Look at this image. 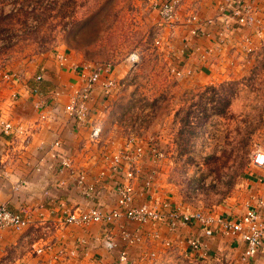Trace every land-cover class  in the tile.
Here are the masks:
<instances>
[{
  "label": "crops",
  "instance_id": "crops-1",
  "mask_svg": "<svg viewBox=\"0 0 264 264\" xmlns=\"http://www.w3.org/2000/svg\"><path fill=\"white\" fill-rule=\"evenodd\" d=\"M163 1L166 0H134L133 52L140 60L133 68H129L125 60L114 65L112 77L119 86L109 100L103 99L99 89L93 92L86 125L77 124L63 111L68 94L79 81L69 66L80 61L74 51L58 53L67 56L69 63L63 67L53 56L28 72L16 73L18 77L14 81L5 83L0 79V117L21 124L29 135V143L23 150H20L19 140L10 144L9 138H0V158L10 157L8 171L11 172L6 177L0 172V204L13 211L26 210L34 221L23 233L0 229V264H119L122 251L127 254V261L122 264H212L217 259L219 264L237 263L245 249L239 237L225 236L219 231L205 237L196 225L171 231L164 224L141 226L124 219L110 226L63 224L61 204L71 210L94 206L111 209L116 198L113 188L124 179L105 171L102 188L88 196L67 172L39 173L27 166V163L36 164L40 158L55 165L57 159L50 157L51 145L59 140V153L72 160L74 169L86 172L88 184L96 180L99 172L107 168L102 157L134 139V133L126 134L125 126L112 118L109 106L134 76V70L145 67L140 64H147L145 68L151 75L162 73L171 77V68L192 70L189 77L172 76L183 88L239 80L254 68L264 66V26L257 33L254 28L235 24L220 11L223 0H179L176 21L169 28L162 26L156 10L157 4ZM238 1L252 6L259 18L264 17V0ZM192 15L197 16L196 23L187 22ZM192 30L196 35L190 34ZM246 38L249 44L244 41ZM157 41L161 43L159 46L155 44ZM247 47L251 52H246ZM37 76L41 77L38 82ZM54 92L60 95L49 100ZM15 94L17 98L11 100ZM46 99L49 104L45 111L35 109V101ZM44 113L47 119L41 120ZM117 125L126 132L115 138L113 129L119 128ZM92 128L100 130L97 144H90L88 140ZM155 146L158 148L157 144ZM152 164L145 158L137 166L138 178L133 182L137 204L149 198L140 194L142 180L153 169ZM254 170L244 181V189L238 197L232 195L226 204L210 212L237 219L245 212L247 204L264 201V170ZM19 181L26 184L16 188ZM154 189L151 198L171 199L160 186L158 171ZM262 215L264 217V210ZM122 232L138 235L139 241L132 245L126 243L120 238ZM189 238L198 239L201 247L196 250L189 247L186 243ZM38 248H42L43 253L36 254L34 251ZM69 250L75 251L74 257L68 256ZM255 262L264 264L261 253L255 257Z\"/></svg>",
  "mask_w": 264,
  "mask_h": 264
},
{
  "label": "rangeland",
  "instance_id": "rangeland-1",
  "mask_svg": "<svg viewBox=\"0 0 264 264\" xmlns=\"http://www.w3.org/2000/svg\"><path fill=\"white\" fill-rule=\"evenodd\" d=\"M133 5L0 0V74L28 72L64 50L74 51L79 63L124 61L134 53ZM145 67L134 70L109 106L128 131L117 125L113 136L134 133L140 144H157L164 157L152 167L178 206L210 212L238 197L255 171L253 154L264 151V66L239 80L191 88Z\"/></svg>",
  "mask_w": 264,
  "mask_h": 264
},
{
  "label": "built area",
  "instance_id": "built-area-1",
  "mask_svg": "<svg viewBox=\"0 0 264 264\" xmlns=\"http://www.w3.org/2000/svg\"><path fill=\"white\" fill-rule=\"evenodd\" d=\"M179 0H166L160 2L156 6L162 26L172 27L177 15L176 7ZM221 12L226 13L229 19L235 24L243 27L254 28L257 33L264 26V17L259 18L257 12L238 0H223ZM195 15L190 16L187 22H197ZM207 24L212 21H206ZM258 30V31H257ZM196 31L192 30L191 35H196ZM249 44V39H244ZM160 45V42H156ZM246 52H251V48L247 47ZM56 60L60 66L68 64L67 56L57 54ZM139 55L131 53L125 59V64L129 68H133L139 62ZM71 70L78 76V85L73 87L68 94L67 103L64 106L65 115L74 120L77 124L86 125L89 115V103L92 100L93 92L100 90L103 99L109 100L117 90L119 83L112 77L114 65L111 63L91 64L88 62L70 63ZM170 74L176 78L189 77L192 75L190 69H174L169 70ZM18 77L16 73L1 74L0 79L5 82L14 81ZM35 80H41L37 76ZM60 95V92H54L49 100H53ZM11 100L16 99L17 95H13ZM48 99L34 102L37 110L45 111ZM41 120L47 119L46 114L40 116ZM9 138L10 144L14 140H19L22 149L26 148L29 143V135L25 127L16 124L11 118L0 117V138ZM100 130L92 128L89 133V143L97 144L100 141ZM61 143L56 140L51 145L50 157L56 158L57 162L47 164L45 159H38V162L32 166H27L33 171L43 173L44 171L54 170L60 174L67 172L74 182L83 189L86 195L96 194L102 187L101 180L105 177V171L110 172L114 177L121 176L124 180L122 184H115L113 188L116 195L114 206L111 209L104 210L100 206H94L89 209L71 210L64 204L60 205L62 219L61 222L66 225L88 226L90 224H102L110 226L124 219L126 222L137 225H166L169 230L174 231L182 226L196 225L205 237H211L216 231L225 236L239 237L245 244V249L237 260L236 264H256L255 257L261 253L264 263V201L258 200L255 204H247L245 212L237 219L226 218L216 215L213 212H202L190 210L185 207L178 206L170 198H151L155 192L156 170L148 171L143 178L142 190L140 195L149 197L147 201L141 204L135 202L137 193L134 191L133 182L138 178L137 166L145 159H150L153 164H157L164 157V153L152 144H140L134 139H129L122 147L104 155L102 158L106 162L107 168L100 171L97 179L92 183H87L88 176L82 170H76L73 167L72 160L59 153ZM0 158V172L3 177L9 175L8 165L10 157ZM251 165L258 170H264V151H256L251 158ZM25 181H19L16 188L25 185ZM264 189V188H263ZM34 224L31 214L26 210L13 211L5 204H0V229H7L15 233L27 230ZM139 236L122 232V238L126 243L132 245L139 241ZM107 237L106 239H108ZM187 245L196 250L201 247V242L195 238H189ZM36 254L43 253L42 248L34 251ZM68 256L74 257L75 251H70ZM127 261V254L122 251L118 257V263L122 264ZM212 264H219L218 259Z\"/></svg>",
  "mask_w": 264,
  "mask_h": 264
},
{
  "label": "trees",
  "instance_id": "trees-1",
  "mask_svg": "<svg viewBox=\"0 0 264 264\" xmlns=\"http://www.w3.org/2000/svg\"><path fill=\"white\" fill-rule=\"evenodd\" d=\"M227 102H228V100L225 101V103L222 105V107H224V106L226 105ZM223 109H224V108H220V113L223 111Z\"/></svg>",
  "mask_w": 264,
  "mask_h": 264
}]
</instances>
